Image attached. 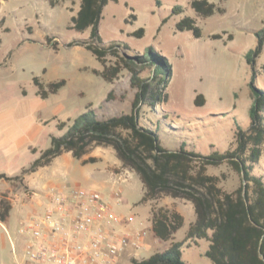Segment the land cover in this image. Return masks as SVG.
<instances>
[{
    "label": "rangeland",
    "instance_id": "374dc122",
    "mask_svg": "<svg viewBox=\"0 0 264 264\" xmlns=\"http://www.w3.org/2000/svg\"><path fill=\"white\" fill-rule=\"evenodd\" d=\"M80 1L62 0L52 7L49 0H0V20L5 18L0 27V130L10 132L9 136L14 138L11 149L1 151L0 173L10 177L20 175L41 151L51 146L52 135L66 132L58 128V123L75 119L90 104L101 120L132 110L137 89L131 86V72L125 68L115 82H108L94 72L103 66L90 50L83 45L69 46L72 42L89 41L91 36V29L84 32L69 29ZM191 1H110L104 8L99 31L105 46L128 43L131 50L121 51V55L129 60L146 55L148 49L158 54L159 58L139 63L141 77H152L160 63L165 71L168 67L172 69V76L164 83L168 101L158 104L155 110L144 107L140 123L154 129L166 149L176 151L186 143L188 149L206 156L233 147L237 126L249 128L254 76L255 85L264 90V50L255 67L246 59L247 53L257 46L256 32L264 26V0H209L224 10L209 17H197ZM176 6H182L185 12L173 14ZM185 16L197 19L202 37L177 29V23ZM140 29H144V35H134ZM214 34H223V38L213 39ZM48 37L52 38L50 44ZM53 42L58 44L57 49ZM107 60L118 61L113 56ZM35 77L45 85L61 79L67 84L44 99L37 93ZM111 91L114 96L107 101ZM199 94L205 96L202 106L195 103ZM90 156L97 157L98 162L82 166L81 160L66 152L48 167L25 175L22 182L4 179L0 182V200L12 204L10 217L0 221V264H17L14 246L21 244L18 226L29 215L40 212L51 193V187L41 188L43 178H54V185L65 192L79 186L99 191L113 200L116 212L121 209L124 216L137 214L140 208L145 213L148 208L149 217L140 214L148 223H152L154 208L178 210L185 222L173 239L157 243L149 235V227H144L148 230L145 244L151 250L144 246L139 249L142 258L164 251L172 241L186 237L196 220L191 202L163 196L141 206L142 181L135 173L123 169L111 147L94 146L84 158ZM208 174L220 178L219 187L224 191H234L241 183L240 175L226 163L210 166ZM255 174L264 179V156ZM111 176L116 180L110 179ZM118 200L120 206L116 204ZM189 243L182 249L188 264H212L205 256L208 240Z\"/></svg>",
    "mask_w": 264,
    "mask_h": 264
},
{
    "label": "trees",
    "instance_id": "16d2710c",
    "mask_svg": "<svg viewBox=\"0 0 264 264\" xmlns=\"http://www.w3.org/2000/svg\"><path fill=\"white\" fill-rule=\"evenodd\" d=\"M61 1L49 0V3L55 7ZM110 1L119 0L80 1L79 10L72 16L69 29L80 32L91 29V36L89 41L72 42L69 46L83 45L90 50L103 66L102 70L95 69L94 72L108 82H115L125 68L131 72V86L137 89L131 112L101 120L93 105H88L86 111L75 119L58 123V128L66 129V132L52 135L51 146L41 151L40 156L20 175L9 177L0 174V179L22 182L25 175L49 166L66 152L72 153L83 165L96 163L97 157H84L94 146L111 147L123 169L135 173L144 185V195L139 204L159 200L163 196L184 199L193 204L196 214V220L191 223L183 240L173 241L170 248L155 252L148 258H132V264H188L183 258V247L190 246L189 241L198 244L202 239L210 242L205 256L213 264H264V179L255 174V168L264 156V90L255 85L254 76L251 82L254 100L249 110L250 126L248 129L237 126L235 142L229 150H215L205 156L188 149L186 143H182L176 151L166 149L158 133L141 125L140 121L145 112L144 107L155 110L158 104L168 101L169 94L164 83L172 76V69L168 67L165 71L160 63L152 77L143 78L138 70L139 63L159 58L154 50L148 49L146 55L129 60L121 55V51L131 50L128 43L104 45L99 25L104 8ZM191 8L197 17H209L216 11L224 12L209 0H192ZM70 11L73 12L74 8H70ZM184 12L182 6L173 8V14ZM4 22V19L0 20V27ZM165 23L166 19L163 21ZM176 26L179 31H190L196 38L202 37L195 17L185 16ZM134 35L143 36L144 29L134 32ZM256 36V48L246 55L252 67H255L256 59L264 50V26L256 32ZM212 38L221 39L223 34H214ZM47 40L49 44L52 43L51 37ZM53 47L57 49L58 44L53 42ZM108 56L116 57L118 61L108 63ZM34 83L38 87V95L46 99L58 93L67 81L61 79L45 85L39 77H35ZM113 96V92H109L106 100L110 101ZM195 103L204 105L205 96L197 95ZM36 152L34 149L33 153ZM224 163L241 178L240 185L231 192L219 187L218 176L208 174L210 166ZM11 211L12 204L0 200V221H6ZM184 222L185 217L176 209H153L152 231L162 241L173 239Z\"/></svg>",
    "mask_w": 264,
    "mask_h": 264
},
{
    "label": "built area",
    "instance_id": "2783aa9c",
    "mask_svg": "<svg viewBox=\"0 0 264 264\" xmlns=\"http://www.w3.org/2000/svg\"><path fill=\"white\" fill-rule=\"evenodd\" d=\"M135 221V214L116 212L113 200L99 191L53 187L40 212L20 222L21 244L14 246V255L17 264H117L129 244L143 248L148 230L134 236Z\"/></svg>",
    "mask_w": 264,
    "mask_h": 264
},
{
    "label": "crops",
    "instance_id": "0c3cea01",
    "mask_svg": "<svg viewBox=\"0 0 264 264\" xmlns=\"http://www.w3.org/2000/svg\"><path fill=\"white\" fill-rule=\"evenodd\" d=\"M80 5V4H79ZM79 10V9H78ZM77 10V11H78ZM2 20V19H1ZM4 20H5V18H4ZM8 133H10V132H8ZM7 132H3V131H1L0 130V154H1V151H3V150H8V149H11V147H12V144H13V136L11 135V136H9V134H8ZM11 134V133H10ZM80 164L82 165V166H88L89 164H86V165H83L82 164V162H80ZM46 167H48V166H46ZM46 167H42V168H40L38 171H40L41 169H43V168H46ZM37 171V172H38ZM36 173V172H35ZM0 174H5V173H0ZM5 175H7V174H5ZM8 176V175H7ZM10 177V176H9ZM110 179H112V180H116V178H114L113 176H111V178ZM3 179H0V182L2 181ZM53 180H54V178H52V179H49V178H43V180H41V182H40V186H41V188H43V189H45V188H48V187H51V188H53V187H57L56 185H54V182H53ZM42 184V185H41ZM58 188V187H57ZM122 193V189H120L119 190V192L117 193V195L116 196H120V194ZM116 198V197H115ZM47 200H48V198H47ZM141 205V204H140ZM144 204H142L141 206H143ZM142 209L143 208H140V211H139V213L137 212V214H135L136 215V221L134 222V224L133 225H131L130 226V228H131V231H132V233H133V235L134 236H136V234H137V232L141 229V228H143V227H149L148 229H150V234L149 235H151V238L153 239V241H155V242H157V243H160L159 241H162V240H160L158 237H156L155 236V234H154V232L152 231V223L151 222H146V221H143L141 218L142 217H140L141 215L140 214H144V216L145 217H149L150 216V213H149V210H148V208H145L146 209V212L144 213V211H142ZM118 212L119 213H121V214H124V215H126L125 213H123V210H121V209H118ZM141 212V213H140ZM133 214V213H132ZM148 221V220H147ZM147 223V224H146ZM146 240L147 239H144L143 240V246L146 248V249H149V250H151V246L150 245H147V244H145L146 243ZM173 242V241H172ZM146 245V246H145ZM171 245H172V243H171ZM140 251L139 250H137L135 247H134V245H132V244H129L128 246H126L122 251H121V253H120V255H119V258H118V261H117V264H132V262H131V260H132V258H136V259H145V258H142V257H140V253H139ZM154 254V253H153ZM151 256V255H150ZM149 256V257H150ZM146 258H148V257H146ZM213 264V263H212Z\"/></svg>",
    "mask_w": 264,
    "mask_h": 264
}]
</instances>
